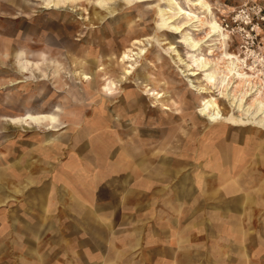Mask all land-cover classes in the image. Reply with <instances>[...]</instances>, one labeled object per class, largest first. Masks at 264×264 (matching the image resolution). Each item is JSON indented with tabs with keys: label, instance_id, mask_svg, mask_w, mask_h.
Masks as SVG:
<instances>
[{
	"label": "rangeland",
	"instance_id": "obj_1",
	"mask_svg": "<svg viewBox=\"0 0 264 264\" xmlns=\"http://www.w3.org/2000/svg\"><path fill=\"white\" fill-rule=\"evenodd\" d=\"M95 1L60 0L51 9L45 7V0H0V84L5 86L0 89V117L21 116L26 110L55 117L49 128L53 125L55 131L25 130L0 120V169L6 172V183L13 184L15 179L21 184L49 183L62 161L67 165L79 160V154L83 157L89 152L91 140L98 145L93 137L102 134L106 138L103 132L108 131L113 133L116 145L113 150L107 145L106 151H114L118 162L112 168L109 162L106 169L119 203L127 201L125 194L133 179L142 186L148 185L149 177L145 175L150 172L165 179L147 167L148 162L152 166L161 162L166 168L162 173L170 177L160 183L171 187L170 191L177 180L185 183L182 193H173L171 200L184 205L190 199L200 205H189L195 212L187 221L191 222L194 243L201 228L200 216L205 214L204 202H208L206 214L214 217L206 223L210 235L204 239V246L193 249L199 253L197 264L204 263L205 256L216 264H238V257L245 260L243 264H264V129L234 119L245 114L236 111L237 107L233 110L226 96L239 97L243 88L251 86L264 96V0H205L223 28L228 38L225 40L215 35L208 37L205 21L209 13L192 7L198 19L186 25L181 34L199 40L196 49L185 44L181 34L163 28L161 0L132 5L111 0L113 14L95 6ZM176 1L182 7L188 6L187 0ZM242 9L249 11L252 21L245 30L241 28L245 25L241 22ZM174 22L183 21L179 18ZM251 27L253 44L245 33ZM134 40L141 43L133 44ZM164 40L175 48L169 49ZM140 48L144 53H139ZM126 49L139 54L122 62ZM224 51L245 61L246 67L242 70L239 64L236 76H226L228 60L223 57ZM196 56L216 70V83L225 78L219 87L223 95L218 96L217 91L212 94L223 115L229 117L219 123H209L199 113L202 99L211 94L199 93L192 87L206 84L204 71L189 75L196 68L192 61ZM86 58L89 65L79 63ZM19 62L35 73L47 68L55 73H50V80L41 81L31 76L33 70L23 74ZM88 66L93 72L103 68L105 78H95ZM251 66L253 71L248 69ZM125 69L130 73L125 74ZM79 72L87 73L91 79L80 80ZM241 72L251 75L250 85L239 81L237 74ZM17 79L22 81L10 85V80ZM152 91L157 95H151ZM159 93L161 97H157ZM256 93L246 98V106ZM49 137L51 141L47 143L45 139ZM104 146L100 148L102 152ZM141 149L147 158L129 171L127 156L137 155ZM87 162L94 164L96 160ZM105 176L100 183H106ZM127 176L128 184L121 181ZM89 177L94 178V174ZM170 191L164 200L170 197ZM135 192L139 193L137 200H146L142 196L145 191H134L131 198ZM27 195L10 190L2 196L13 203ZM128 258L132 257L120 260L127 263ZM134 258L129 264L137 263L138 257ZM58 260L55 257V263L61 264ZM113 262L116 264V260Z\"/></svg>",
	"mask_w": 264,
	"mask_h": 264
},
{
	"label": "crops",
	"instance_id": "obj_2",
	"mask_svg": "<svg viewBox=\"0 0 264 264\" xmlns=\"http://www.w3.org/2000/svg\"><path fill=\"white\" fill-rule=\"evenodd\" d=\"M4 87L0 84V89ZM25 113L33 112L26 110L21 116ZM9 118L3 115L0 120L25 130L55 131L53 125L52 129L46 128L47 122L38 126L34 123H13ZM103 134L107 135L106 138H111L103 142L106 139L104 135L94 136L98 145H95L97 141L95 143L91 140L89 152L83 157L79 154V160H73L67 165L61 160L49 183L21 184L15 182V179L13 184H7L6 172L0 169V264H56L55 257H59L57 262L61 264H114V260L116 264H129L135 259L134 256L138 257L136 264H197L199 253L193 249L204 246L210 235L206 223L209 218L214 219L206 214L205 206L208 202L203 203L206 204L202 208L205 214L200 216L199 213L203 219H200L201 228L195 235L196 243L191 236V222L187 221L189 215L193 216L195 213H192L189 205L198 203L187 200L182 205L171 200L173 193H182L185 183L177 180L171 191V187L167 188L160 183L170 177L162 173L166 172V168L161 162L155 166L148 162L147 167H151L152 171L156 170L165 179L156 178L152 172L150 174L153 176L145 175L150 179L146 186L137 184L133 179L126 192L127 201L119 203L116 197L118 194L112 189V180L106 169L109 162L111 168L118 162L114 151L110 154L106 151L107 145L112 146L113 150L116 143L113 133L111 135V132L108 134L105 131ZM50 139L46 138L45 141L49 143ZM103 145L102 152L100 148ZM112 153L113 158L110 156ZM146 155L145 153L143 156L141 149L137 155L134 153L132 157L127 156L128 170L133 169L138 161L147 158ZM91 158L96 160L94 164L87 162ZM91 174H94V178L96 175L97 179L88 178ZM104 174L108 177L106 183H100ZM125 178L128 179L121 178V181L128 184L130 179L128 176ZM33 179L30 181H35ZM10 190L16 193L26 192L28 195L25 199L16 198L13 203L7 202V196L2 195ZM134 191H145L142 196L146 200H137L135 196L138 192L133 193L131 198L130 194ZM169 191L170 197L164 200ZM39 192L41 194H37ZM198 207L200 208L199 204ZM184 222L187 224L183 225ZM202 239L203 243L198 242ZM122 257L132 258L123 263L120 260ZM205 259L201 264H216L210 257L205 256ZM238 259V264L245 262L241 257Z\"/></svg>",
	"mask_w": 264,
	"mask_h": 264
},
{
	"label": "bare ground",
	"instance_id": "obj_3",
	"mask_svg": "<svg viewBox=\"0 0 264 264\" xmlns=\"http://www.w3.org/2000/svg\"><path fill=\"white\" fill-rule=\"evenodd\" d=\"M45 1H46V6L45 7L46 8H51V9L54 8V6L56 8L58 2H60V0H45ZM122 1L126 5H132V4H135L137 2L144 1V0H122ZM161 1H162V4H163L160 7V9H159V12L162 13V17H163V19H162L163 22H162L161 25L163 26V28H166L168 31H170V32H172L174 34H181L183 32L184 27H186V25H188V24L192 25L193 23H195L196 20L198 19V16H196L194 13H192L191 8L198 6V7L201 8V10L205 11V13H206V11L209 13V17H207V19L205 21V25L207 26V28L209 30V31L207 30L208 31V37L215 35V36L219 37V40H225V38L227 37L225 35V32H224L223 28L220 26V24L217 22V20L212 16V13H211V10H210V6L205 0H187V5L188 6H186V7H182L176 0H161ZM109 2H111V0H96L95 1V6H98L100 8L104 7V9L107 10V13L113 14V10H114L113 8H115V6L109 4ZM169 11H173V15H169ZM99 18L103 19V16H101ZM179 18L182 19V21H183L181 24H178L177 22H174V21H176ZM181 35H182L181 36L182 37V41L185 44H188L190 48L196 49L199 46V40H194L193 38H190L187 33L186 34H181ZM226 39H228V38H226ZM140 43H141L140 40H134V42H133V44H140ZM164 44L170 45L169 49H174L175 48V47H173V45H171L169 42H167V40H164ZM130 53H131V51L126 49L121 55V61L124 62L126 60H131L132 56H134L136 54H139V53L142 54V53H144V50H143V48H140L139 49V53L138 52L131 53V54ZM196 55H198V54H196ZM223 57L228 60L227 61V64H228L227 65V71L228 72L226 73V76H228L229 74H233V75L236 76V73L238 71L236 69L238 68L239 64L241 65L240 68H242V70L244 69V67H246L245 61L242 60V59H239L238 58L239 56L237 57L236 55H232V54H229L227 51H224ZM192 61H193V64L195 65L196 68L195 69H191L192 71L190 72L189 75H195L199 71H204L203 80L206 83L204 86H201V87H199L197 85H193L192 87L195 90H197L199 93L211 94L208 97H205V98L202 99V102H201V105H200V109H199L200 115L204 116L209 123H219V121H221L224 118L228 119L229 117L228 116H224L223 113L221 112L220 107H219V105L217 103L216 96L212 95L216 91L218 92V96H222L223 95V90H221V89L219 90V87H220V85L224 84L225 78L222 77L219 80V83H216V74L217 73H216L215 69H210L209 66L207 65V63H205L201 58H199V56L198 57L197 56L194 57L192 59ZM88 62L89 61L86 58L84 61H83V59L80 60L79 63L87 65ZM48 63H51V62H48ZM19 64H20L19 65L20 71L23 74H26L27 72L33 70V69L30 70L28 65L24 64V62H19ZM45 65L49 66L46 63H45ZM91 65H92V63H91ZM30 66H35V64L34 63H30ZM38 67H39V63H38ZM88 67L90 68V66H88ZM90 69H91V73H92L93 72L92 71V66H91ZM99 69H100V71L93 72L94 75H95V78L98 79V77H100V75H101L100 78L104 79L105 78L104 77L105 73L103 72V68H99ZM248 69L253 71V67L252 66L249 67ZM262 69H264V68H262ZM196 70H198V71H196ZM36 73L34 72V70L31 71V76L34 75V77H37V79L41 80V81L42 80H46V79L50 80L51 79V74H54L55 70H54V72H52L49 68H47L46 71H43L42 69H38V71ZM128 73H130V71L128 69L127 70L125 69V74H128ZM77 75H78V78L80 80H84L85 81V80H88V79L90 80L91 79V77L85 72H79V74H77ZM250 76L251 75H246V72H241V73L237 74V78L239 79V81L245 80V82H247L248 85H250V80H249ZM23 79H27V77H23ZM21 81L22 80H16V81H12L11 80L10 84L11 85H15V84H18ZM105 81H106V79H105ZM242 90L243 91L240 93L239 97H235L234 95L226 93V96L228 98L229 105L231 106V108L233 107V110H234L235 109L234 107H237L235 109L236 111L244 112V114H245V115L243 114L244 115L243 117L242 116H237L234 119H239V121H241L242 124H247V123L250 124V125L254 124L257 127H261L262 129H264V96H262V91L258 90V88L257 89H252V86L251 87H247V88H243ZM255 91L257 93L253 95V98L251 99V102L246 106V102H245L246 98L250 97L252 93H255ZM150 94L151 95H154V94L157 95V93H154V91H152ZM161 96H162V94L159 93V96H157V97H161ZM54 119H55V117L53 115H50V114L25 113L21 117H18V118H11L10 117L8 120H10L13 123H19V124L34 123V124H37L38 126L39 125L43 126L44 125L43 122H47L46 128H49L51 126V122H53ZM131 162H132V160H131ZM120 164H121V162H120ZM79 168H81V167H79ZM203 168H204V166H203ZM161 179H162V177H161ZM188 198H190V197H188Z\"/></svg>",
	"mask_w": 264,
	"mask_h": 264
},
{
	"label": "built area",
	"instance_id": "obj_4",
	"mask_svg": "<svg viewBox=\"0 0 264 264\" xmlns=\"http://www.w3.org/2000/svg\"><path fill=\"white\" fill-rule=\"evenodd\" d=\"M245 8H246V6H245ZM242 14H244V15H242ZM240 15L242 16V19H243L241 22L245 24L244 27L242 26L241 28H244V30H245V26L247 27L248 25H250L252 23L251 18L249 17V11H247V9L246 10L242 9V10H240ZM253 30L254 29L251 27L249 31H247V32L245 31V33H247L246 34L247 37H249V40L251 41L252 44H253V39L250 38V35H251V32Z\"/></svg>",
	"mask_w": 264,
	"mask_h": 264
}]
</instances>
